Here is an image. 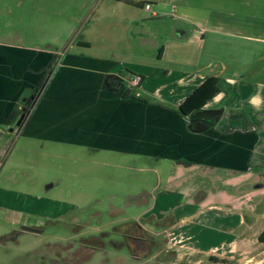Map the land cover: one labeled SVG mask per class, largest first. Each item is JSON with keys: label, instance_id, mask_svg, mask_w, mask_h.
I'll use <instances>...</instances> for the list:
<instances>
[{"label": "rangeland", "instance_id": "374dc122", "mask_svg": "<svg viewBox=\"0 0 264 264\" xmlns=\"http://www.w3.org/2000/svg\"><path fill=\"white\" fill-rule=\"evenodd\" d=\"M137 1L0 0V42L48 55L70 54L86 42L85 54L115 62L113 71L125 76L135 98L124 101L100 86L98 111L115 101L108 114L115 121L103 117L94 130L97 147L92 135L82 141V134L50 129L30 137L34 129L0 126V239L29 220L39 227L38 234L19 233L18 243L0 244V264H264L257 240L264 228V156L252 153L260 166L238 171L191 162L217 141L189 146L175 118L164 116L178 112L170 48L177 21L161 0H150L160 18ZM164 43L168 52L158 60ZM254 67L244 74L263 84L264 63ZM132 72L143 73L140 86L130 82ZM218 121V129H233ZM44 188L50 196H41ZM141 193L147 204L132 197ZM129 231L134 255L125 242ZM93 237L98 250L83 246Z\"/></svg>", "mask_w": 264, "mask_h": 264}, {"label": "crops", "instance_id": "0c3cea01", "mask_svg": "<svg viewBox=\"0 0 264 264\" xmlns=\"http://www.w3.org/2000/svg\"><path fill=\"white\" fill-rule=\"evenodd\" d=\"M151 1L137 2L146 4ZM161 1V6L170 8V15L177 21L173 26L175 32L177 28L180 31L170 38V48L175 51L177 108L208 77H217L221 80L220 92L208 101L201 112L221 111L219 127L220 124L233 127L223 130L215 126L203 133H193L188 128V118L179 112L172 115L165 113L164 116L175 118V125L189 146L203 147L217 141L215 148L202 152L196 156V161L191 162L231 171L260 166L255 163V157L251 159V155L264 156V83L258 85L254 82L255 76L253 79L244 73L250 68L254 71L255 65L264 63V0ZM150 5L149 12L153 17L160 18L157 11H153V4ZM165 11L162 13H169ZM177 11L180 14L175 16ZM163 46L162 59L168 52L165 43ZM88 48L79 45L73 49L74 53L48 55L41 50L22 48L14 42H0V126L4 125L13 109L28 111L24 127L17 130L19 133L34 129L30 137L43 136L48 130L55 129L52 133L57 136L82 134V141L84 136L92 135L89 142L97 147L100 142L98 137H94V130H100V122L105 116L110 117L108 119L113 123L115 121L108 115L115 101H102L106 102L105 108L108 109L98 111L101 98L97 91L103 84L109 95H123L127 89L120 87L112 91L107 87L109 76L121 78L124 82L126 78L122 73L115 74V62L87 56L83 50ZM53 60L57 61L53 75L45 90L35 99V89ZM137 74L144 77L141 72ZM127 99L123 98L124 101ZM156 114L159 118L160 114ZM85 116L89 119L84 120ZM118 117L116 124L121 120V115ZM69 118L81 119L71 123L66 120ZM58 141L66 142L67 139ZM259 144L263 146L259 147ZM261 164L264 165V161ZM34 222L29 220L25 226L33 227L36 225ZM8 241L13 240L7 239L0 244L5 245ZM14 242L18 243V240ZM237 243L241 245L242 241Z\"/></svg>", "mask_w": 264, "mask_h": 264}, {"label": "trees", "instance_id": "16d2710c", "mask_svg": "<svg viewBox=\"0 0 264 264\" xmlns=\"http://www.w3.org/2000/svg\"><path fill=\"white\" fill-rule=\"evenodd\" d=\"M130 2V1H129ZM144 3H138L137 6L141 7ZM151 4V3H146ZM144 4V6L146 5ZM143 6V8H144ZM148 36V35H147ZM149 38V37H147ZM148 42L149 40L146 39ZM148 44V43H147ZM80 45L89 47L88 43H80ZM157 58L162 59L163 52H164V46L161 44L157 47ZM57 65V61L53 60L47 70L44 72V75L38 84V86L35 89V99L40 95L43 90H45L46 85L48 84L51 76L53 75V72L55 70V67ZM132 78L135 76H139L141 81L138 86L143 82L144 77L142 75H138L137 73H131ZM109 79L119 81L117 84L125 85L124 81L121 80L118 77H107V82ZM220 84L221 80L217 77H208L202 85L194 91L178 108L179 114L181 116L188 118V128L193 133H203L206 132L209 129H214L216 126V122L221 118L222 112L221 111H207V112H201L205 105L208 103L209 100L213 99L219 92H220ZM109 89L112 91H117V89L109 86ZM125 98H128L129 91L126 90ZM130 98H134V96H131ZM135 99V98H134ZM23 112L26 111H19L17 109H13V111L10 112V114L7 116V118L4 121V125L11 127L14 125L16 121L19 120ZM28 112V111H27ZM26 112V113H27ZM258 241L262 244H264V230L260 233L258 237Z\"/></svg>", "mask_w": 264, "mask_h": 264}, {"label": "flooded vegetation", "instance_id": "af4514ba", "mask_svg": "<svg viewBox=\"0 0 264 264\" xmlns=\"http://www.w3.org/2000/svg\"><path fill=\"white\" fill-rule=\"evenodd\" d=\"M116 80H112V79H109V81L107 82V80H106V84H107V87L109 88V86H111V87H113V88H124L126 85H120V84H117L116 82H115ZM125 84V83H124ZM38 97H39V95H38ZM37 97V98H38ZM29 113V112H28ZM28 113H26V112H23V114L22 115H24L23 116V119H22V121L20 122V124L18 125L17 123H18V121H16L15 123H14V125L15 126H17V128H18V130H21L23 127H24V125H25V123H26V120H27V117H28ZM21 115V116H22ZM20 119V118H19ZM1 169V168H0ZM51 189L53 190V189H55V187L52 185L51 186ZM52 190H47V189H43V191H42V195L41 196H50L51 195V193H52ZM133 198H137V199H141V200H143L144 202H146V204L148 203L147 201H148V197H147V194L146 193H141V195H139V197H136V196H132ZM61 220V219H60ZM25 226V225H24ZM27 227H29V226H27ZM36 227H38V226H33V228H36ZM39 228V227H38ZM37 228V229H38ZM130 232L132 233V234H130ZM19 233H28V232H24V231H22V229H21V231H14L13 233H12V235L10 234V235H8V237H6V238H3V239H0V242H5V240H13V241H16L17 240V236H18V234ZM29 233H31V232H29ZM128 234H129V236H126V243L128 244V246L130 247L129 249L131 250V253H132V255H134L135 254V251H134V248H133V244H132V237L131 236H133V232L132 231H129L128 232ZM133 239H134V237H133ZM136 239V238H135ZM82 242H83V246L85 247V248H87V249H94V250H98V248H97V246H98V240H96L94 237L92 238V239H89V240H82ZM90 244V245H89ZM95 245V246H94ZM93 247V248H92ZM135 257H138V256H135ZM57 264V263H56Z\"/></svg>", "mask_w": 264, "mask_h": 264}, {"label": "built area", "instance_id": "2783aa9c", "mask_svg": "<svg viewBox=\"0 0 264 264\" xmlns=\"http://www.w3.org/2000/svg\"><path fill=\"white\" fill-rule=\"evenodd\" d=\"M145 10L150 11L151 10V5L150 4H146L145 6ZM141 79L139 76H135L132 78V80L130 81L132 83L133 86H138L140 83Z\"/></svg>", "mask_w": 264, "mask_h": 264}, {"label": "water", "instance_id": "95a60500", "mask_svg": "<svg viewBox=\"0 0 264 264\" xmlns=\"http://www.w3.org/2000/svg\"><path fill=\"white\" fill-rule=\"evenodd\" d=\"M23 116L24 115H22L21 117H20V119H19V121H18V125L20 124V122L22 121V119H23ZM22 231H24V232H31V233H35V234H38L39 233V230H37L36 228H33V227H27V226H24L23 228H22Z\"/></svg>", "mask_w": 264, "mask_h": 264}]
</instances>
